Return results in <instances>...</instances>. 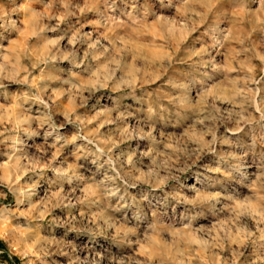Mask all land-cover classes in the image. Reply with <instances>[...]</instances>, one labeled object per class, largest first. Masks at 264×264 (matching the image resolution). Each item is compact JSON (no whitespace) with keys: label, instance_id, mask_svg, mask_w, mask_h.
Listing matches in <instances>:
<instances>
[{"label":"rangeland","instance_id":"374dc122","mask_svg":"<svg viewBox=\"0 0 264 264\" xmlns=\"http://www.w3.org/2000/svg\"><path fill=\"white\" fill-rule=\"evenodd\" d=\"M0 264H264V0H0Z\"/></svg>","mask_w":264,"mask_h":264}]
</instances>
